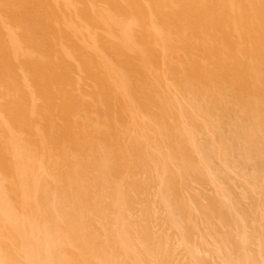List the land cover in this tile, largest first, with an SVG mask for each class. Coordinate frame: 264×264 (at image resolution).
<instances>
[{"label":"rangeland","instance_id":"374dc122","mask_svg":"<svg viewBox=\"0 0 264 264\" xmlns=\"http://www.w3.org/2000/svg\"><path fill=\"white\" fill-rule=\"evenodd\" d=\"M0 264H264V0H0Z\"/></svg>","mask_w":264,"mask_h":264}]
</instances>
